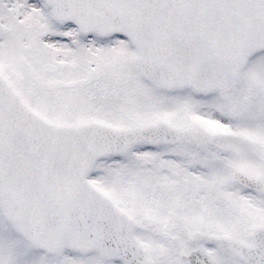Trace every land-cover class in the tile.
Instances as JSON below:
<instances>
[{"label": "snow or ice", "instance_id": "1", "mask_svg": "<svg viewBox=\"0 0 264 264\" xmlns=\"http://www.w3.org/2000/svg\"><path fill=\"white\" fill-rule=\"evenodd\" d=\"M0 264H264V0H0Z\"/></svg>", "mask_w": 264, "mask_h": 264}]
</instances>
